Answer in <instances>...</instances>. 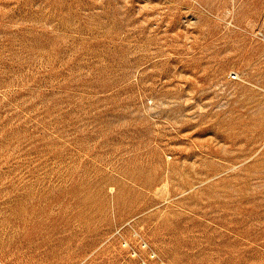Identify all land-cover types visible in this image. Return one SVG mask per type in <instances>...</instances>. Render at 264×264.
<instances>
[{
  "label": "rangeland",
  "instance_id": "1",
  "mask_svg": "<svg viewBox=\"0 0 264 264\" xmlns=\"http://www.w3.org/2000/svg\"><path fill=\"white\" fill-rule=\"evenodd\" d=\"M0 264H264V0H0Z\"/></svg>",
  "mask_w": 264,
  "mask_h": 264
}]
</instances>
